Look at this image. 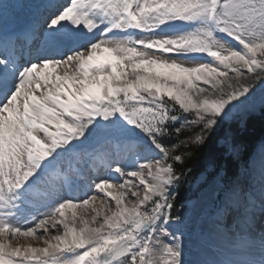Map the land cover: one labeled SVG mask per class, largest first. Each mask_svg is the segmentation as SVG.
<instances>
[{
  "label": "snow or ice",
  "instance_id": "snow-or-ice-1",
  "mask_svg": "<svg viewBox=\"0 0 264 264\" xmlns=\"http://www.w3.org/2000/svg\"><path fill=\"white\" fill-rule=\"evenodd\" d=\"M29 7L0 29V264H192L174 189L191 147L264 89V0ZM218 232L197 264H264V238Z\"/></svg>",
  "mask_w": 264,
  "mask_h": 264
},
{
  "label": "bare ground",
  "instance_id": "bare-ground-1",
  "mask_svg": "<svg viewBox=\"0 0 264 264\" xmlns=\"http://www.w3.org/2000/svg\"><path fill=\"white\" fill-rule=\"evenodd\" d=\"M37 2L39 0H0V4L8 6L2 21H0V29L6 33L11 28L17 30L25 28L31 23L34 16V10L29 5ZM106 58L107 54L105 53H100L97 57L98 60H104ZM263 146L264 142L253 158L255 165L259 162ZM248 178L253 179L255 186L248 187V193L243 192L244 190L240 191V186L238 188H236L237 185L231 187L233 189L226 194L228 197L226 212H222L220 208L219 212L212 213L213 209L211 205L215 203L213 195L219 190L218 186L211 187L200 196L201 198H199L194 208V218H191L189 225L190 231L193 225L195 226L196 235L189 241L190 250L188 256L199 257L201 260L211 259V255L214 254H211V252L208 253L206 249L217 252V249L221 246L218 228H223L225 234L229 237L234 236L236 233L244 234L248 238L244 241L247 244L244 247L254 246L253 249L258 250V242L264 238V200L257 203L255 199L259 197L257 196L259 193L264 191V179L253 178L252 175ZM214 197H217V194ZM261 199L262 197L260 196ZM72 211L71 209L66 210V214H70ZM75 211L77 212L78 218L80 215H85V218H87V215L82 213L80 209H76ZM198 225L202 227L201 232L198 231ZM196 242L201 243L199 249L194 248ZM25 243L27 242L25 241Z\"/></svg>",
  "mask_w": 264,
  "mask_h": 264
},
{
  "label": "rangeland",
  "instance_id": "rangeland-1",
  "mask_svg": "<svg viewBox=\"0 0 264 264\" xmlns=\"http://www.w3.org/2000/svg\"><path fill=\"white\" fill-rule=\"evenodd\" d=\"M200 86L207 87V85H204L203 83H201ZM263 114H264V89H257L251 100L247 101L245 104L240 105L239 107L234 109L227 117H225L216 126L211 136L214 135L220 138L219 143L223 145L226 142H228L231 145V150L228 152L233 158L234 163L238 164L239 171L233 179L228 180L227 172L224 169L216 171L215 166L213 164H209V166L205 169V171L188 185L187 189L189 193L187 196L189 198L187 199L185 204L178 210V212L189 215L191 218H194V215H193L194 208L199 198H201L200 196H202V194L207 192V190L213 186H218L219 190L215 192V194L213 195L215 203L211 205V208L213 209L212 213L219 212L220 211L219 209L224 204L226 194L230 190L233 189V188L231 189V187H235V185H237L236 188H238V186H240V191L244 190L243 192L248 193L247 188L251 186H255V182H253V179H249L248 178L249 176L252 175L253 178L257 177V178L264 179V166H263L264 165V146L262 147L263 150L261 151L259 162H257V165L254 164V159H252V163H251V160L244 161L243 159L244 148L241 147V145L236 144L235 139L231 140L232 136L228 138L229 135H231V133H228L227 131L233 125H236V124L241 125V127L245 126V122H247V120L251 116L263 115ZM185 135H187V130L185 131ZM263 142L264 140L260 144H262ZM259 145L255 148L252 154L253 158L255 157L257 152L260 150ZM180 184L178 187L174 189V195H176L178 188H180ZM216 194H217V197H214ZM257 196L259 197L255 199L257 200L255 202L258 203L264 200V191H262V193H259V195ZM260 196L262 197L261 200H260ZM200 230H202V227L198 225V231L201 232ZM244 245H247V244L243 242V246ZM200 247H201V243L196 242L194 244L195 249H199ZM253 247L254 246H252V248ZM206 250L208 251V253L211 252V254H214V255H211L212 256L211 259L218 258V254L215 250L213 251H211L210 249H206ZM187 258L190 260V262H192V264H197L198 261H201L199 257L195 258L192 255L188 256Z\"/></svg>",
  "mask_w": 264,
  "mask_h": 264
},
{
  "label": "trees",
  "instance_id": "trees-1",
  "mask_svg": "<svg viewBox=\"0 0 264 264\" xmlns=\"http://www.w3.org/2000/svg\"><path fill=\"white\" fill-rule=\"evenodd\" d=\"M227 131L231 133L228 138L232 136L231 140L235 139V143L244 148L243 159L247 161L256 146L264 140V114L251 116L245 122V126L241 127V125L236 124ZM219 139L213 135L209 137L203 146L191 147L192 155L187 159L185 177L175 195L177 211L188 199V185L201 175L209 164H213L216 171L224 169L227 172L228 180L233 179L237 175L239 166L234 163L229 152L225 151V144L219 143ZM175 142V139L170 141V143ZM177 151H180V149H177ZM188 169L190 171H187Z\"/></svg>",
  "mask_w": 264,
  "mask_h": 264
}]
</instances>
